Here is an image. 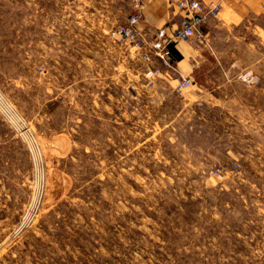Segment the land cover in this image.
<instances>
[{
    "label": "rangeland",
    "instance_id": "1",
    "mask_svg": "<svg viewBox=\"0 0 264 264\" xmlns=\"http://www.w3.org/2000/svg\"><path fill=\"white\" fill-rule=\"evenodd\" d=\"M132 1L0 0V264H264V12L180 43L179 94Z\"/></svg>",
    "mask_w": 264,
    "mask_h": 264
},
{
    "label": "built area",
    "instance_id": "2",
    "mask_svg": "<svg viewBox=\"0 0 264 264\" xmlns=\"http://www.w3.org/2000/svg\"><path fill=\"white\" fill-rule=\"evenodd\" d=\"M170 4L179 15L178 23L172 30H168L166 27L147 31L138 30L136 24L142 16V2L141 0H133L132 14L127 17L124 25L118 26L111 32L113 39L130 45L139 52L142 61L150 64L146 73L147 86L149 87L153 86V79L159 73L158 69L151 66L152 58L159 61L167 71H175L170 56V48H175L179 43H191L198 47L205 46L207 43L206 27L210 21L218 18L222 8V4L218 1L170 0ZM190 85L191 79L189 77L180 76L176 91L182 94ZM0 107L3 108V112L13 125L19 127L22 132H26L1 96ZM25 139L33 148L32 151L36 153L35 140L29 133L25 135ZM215 172L220 173V170L217 169Z\"/></svg>",
    "mask_w": 264,
    "mask_h": 264
},
{
    "label": "crops",
    "instance_id": "3",
    "mask_svg": "<svg viewBox=\"0 0 264 264\" xmlns=\"http://www.w3.org/2000/svg\"><path fill=\"white\" fill-rule=\"evenodd\" d=\"M204 2L218 1L222 4L220 16L217 21H210L209 27L215 22L225 25H236L252 14L259 15L264 12L262 0H202ZM142 16L136 24L140 31H147L166 27L172 30L178 23L179 15L170 4V0H141ZM214 22V23H213ZM208 32L206 31L207 37ZM175 50L181 55L182 60L175 62V69L179 76L190 75L188 63L198 55L195 50H187L177 44ZM186 55V56H185ZM196 58V57H195Z\"/></svg>",
    "mask_w": 264,
    "mask_h": 264
},
{
    "label": "trees",
    "instance_id": "4",
    "mask_svg": "<svg viewBox=\"0 0 264 264\" xmlns=\"http://www.w3.org/2000/svg\"><path fill=\"white\" fill-rule=\"evenodd\" d=\"M170 56L174 63L182 60L181 55L173 47L170 48Z\"/></svg>",
    "mask_w": 264,
    "mask_h": 264
}]
</instances>
